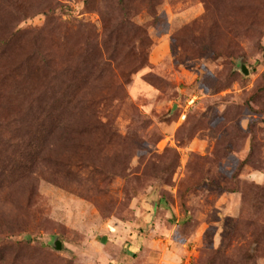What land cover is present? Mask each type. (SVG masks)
<instances>
[{"label": "rangeland", "instance_id": "1", "mask_svg": "<svg viewBox=\"0 0 264 264\" xmlns=\"http://www.w3.org/2000/svg\"><path fill=\"white\" fill-rule=\"evenodd\" d=\"M0 264H264V0H0Z\"/></svg>", "mask_w": 264, "mask_h": 264}, {"label": "water", "instance_id": "2", "mask_svg": "<svg viewBox=\"0 0 264 264\" xmlns=\"http://www.w3.org/2000/svg\"><path fill=\"white\" fill-rule=\"evenodd\" d=\"M238 68H239V70H240L241 72H243L244 74L247 73V70H246L245 66H244L242 63H239ZM51 244H52V247H53L54 249H56V250H60V249H61V243H60V241L58 240L57 237H54V238H53V242H52Z\"/></svg>", "mask_w": 264, "mask_h": 264}, {"label": "trees", "instance_id": "3", "mask_svg": "<svg viewBox=\"0 0 264 264\" xmlns=\"http://www.w3.org/2000/svg\"><path fill=\"white\" fill-rule=\"evenodd\" d=\"M156 205H157V202H154L153 207H151V205L148 206V208H147V212H148V214H150V213L153 214L154 207H155Z\"/></svg>", "mask_w": 264, "mask_h": 264}]
</instances>
